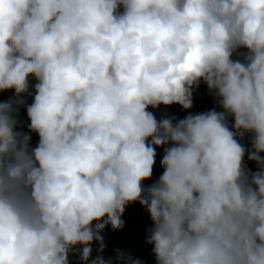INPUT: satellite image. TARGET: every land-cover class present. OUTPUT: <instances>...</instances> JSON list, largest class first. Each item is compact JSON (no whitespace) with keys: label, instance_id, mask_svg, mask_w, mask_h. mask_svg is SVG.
I'll return each mask as SVG.
<instances>
[{"label":"clouds","instance_id":"1","mask_svg":"<svg viewBox=\"0 0 264 264\" xmlns=\"http://www.w3.org/2000/svg\"><path fill=\"white\" fill-rule=\"evenodd\" d=\"M7 91L0 264H143L103 255L136 202L156 264H264V0H0Z\"/></svg>","mask_w":264,"mask_h":264},{"label":"crops","instance_id":"2","mask_svg":"<svg viewBox=\"0 0 264 264\" xmlns=\"http://www.w3.org/2000/svg\"><path fill=\"white\" fill-rule=\"evenodd\" d=\"M32 83H35L33 78ZM13 95V91L0 92V102L6 101ZM28 103H31V98H28ZM214 107V100L206 105L202 111H196V113L208 111ZM154 112L157 119H160L163 115L174 116L173 106L165 107L160 106L159 109H149ZM20 117L25 124L24 131H28L26 125L30 123L27 118L26 109H21ZM32 146L38 141V136L32 133ZM156 163L153 169V176L150 180L144 181V184L150 185L154 183L159 176L163 168L160 166V160L163 157V148L156 149ZM156 172V175H155ZM158 173V174H157ZM124 220V227L120 230L113 231L111 226H106L102 235L104 237V242L106 245L105 251L103 252L104 257L114 258L116 255V250L119 249L125 253L131 254L133 258H138L143 261V264H156L154 254L152 253V245L146 243L147 236L149 235L148 229L152 227V221L150 216L143 206L138 202L132 203L126 206L125 212L122 216ZM93 258L97 255L96 249L99 247L98 242H93ZM72 264H80L76 256H70Z\"/></svg>","mask_w":264,"mask_h":264},{"label":"built area","instance_id":"3","mask_svg":"<svg viewBox=\"0 0 264 264\" xmlns=\"http://www.w3.org/2000/svg\"><path fill=\"white\" fill-rule=\"evenodd\" d=\"M213 101V97L209 95L207 86L203 83L201 86L194 91L193 95V107L188 110L182 109L180 105H171L173 106L174 116L177 119H182L186 117L189 113L194 114L197 110L202 111L206 105Z\"/></svg>","mask_w":264,"mask_h":264},{"label":"trees","instance_id":"4","mask_svg":"<svg viewBox=\"0 0 264 264\" xmlns=\"http://www.w3.org/2000/svg\"><path fill=\"white\" fill-rule=\"evenodd\" d=\"M245 163L248 165V167L252 170V171H255L256 170V165L254 162H249L247 161V159L245 158ZM163 171H161V174H162ZM158 174V173H157ZM155 175H156V172H155Z\"/></svg>","mask_w":264,"mask_h":264}]
</instances>
